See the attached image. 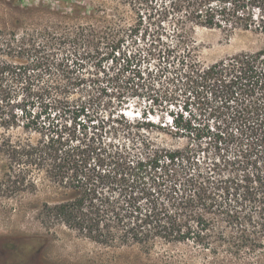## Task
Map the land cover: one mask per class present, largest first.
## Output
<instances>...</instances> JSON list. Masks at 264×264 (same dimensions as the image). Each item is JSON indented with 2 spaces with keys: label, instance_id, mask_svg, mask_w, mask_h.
I'll return each mask as SVG.
<instances>
[{
  "label": "trees",
  "instance_id": "1",
  "mask_svg": "<svg viewBox=\"0 0 264 264\" xmlns=\"http://www.w3.org/2000/svg\"><path fill=\"white\" fill-rule=\"evenodd\" d=\"M146 1L131 25L63 0L53 20L0 26L3 176L25 190L44 174L67 197L43 202L40 222L100 244L264 253V47L203 64L190 35L196 25L264 34V0ZM88 87L111 91L116 107L98 111ZM136 98L143 109L129 117ZM179 98L189 118L167 110ZM190 102L213 127L192 125ZM156 110L170 123L150 120ZM18 128L38 138L14 139ZM193 130L210 152L157 140Z\"/></svg>",
  "mask_w": 264,
  "mask_h": 264
},
{
  "label": "rangeland",
  "instance_id": "2",
  "mask_svg": "<svg viewBox=\"0 0 264 264\" xmlns=\"http://www.w3.org/2000/svg\"><path fill=\"white\" fill-rule=\"evenodd\" d=\"M62 1L0 0V26H12L16 19L38 23L49 18L53 20L57 16L53 13L58 8L57 5L61 6V10L64 9L62 5H66ZM79 1L90 9L97 5L106 7L110 10L109 13L113 12L125 25H131L138 12H145L147 6L146 0ZM190 35L197 57L203 64L264 47V34L255 29L226 30L196 25L190 30ZM137 42L139 45L143 44V40ZM87 90L90 91L94 107L98 111L107 112L116 107L117 100L111 91L99 95L95 87H88ZM176 101L177 103L167 104V110L174 114L183 113L184 117L189 118V111L181 109L183 99ZM142 102L144 101L138 99L137 103L132 102L123 107V110L129 117H138L139 110L144 106ZM188 108L192 114V125L209 122L213 127L212 121L202 115L201 105L190 102ZM148 118L159 123H170V116L165 111L156 110ZM194 132L193 130L189 135L183 133L184 135L173 138L168 135L154 136L169 146H190L198 150L200 155L206 154V151L199 150L210 152L213 144L209 138H197ZM9 134L14 139L30 138L34 141L38 138L36 132H24L21 128L12 130ZM6 163H9V158L6 151L0 148V244L7 243L0 245V264H264V253L261 251L253 255L247 253L233 257L223 253L211 254L190 242L164 243L157 240L147 247L137 244L105 245L83 237L62 224L45 226L38 219L42 203L61 200L67 197V192L57 188L42 173L27 179L24 183L25 190H21L22 185L14 182L13 178H4ZM262 246L259 249L264 248V241Z\"/></svg>",
  "mask_w": 264,
  "mask_h": 264
},
{
  "label": "flooded vegetation",
  "instance_id": "3",
  "mask_svg": "<svg viewBox=\"0 0 264 264\" xmlns=\"http://www.w3.org/2000/svg\"><path fill=\"white\" fill-rule=\"evenodd\" d=\"M4 244H7V243H1L0 245H4ZM19 244H21V243H17V245H19ZM14 250H17V248ZM18 250H20V248H18Z\"/></svg>",
  "mask_w": 264,
  "mask_h": 264
}]
</instances>
